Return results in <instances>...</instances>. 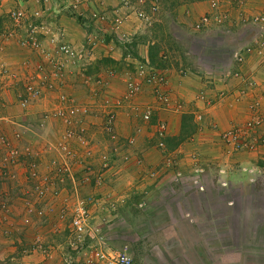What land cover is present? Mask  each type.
Masks as SVG:
<instances>
[{
	"label": "rangeland",
	"instance_id": "rangeland-1",
	"mask_svg": "<svg viewBox=\"0 0 264 264\" xmlns=\"http://www.w3.org/2000/svg\"><path fill=\"white\" fill-rule=\"evenodd\" d=\"M188 1L190 0H120L121 6L113 8L109 13L96 10L83 12L84 14L81 12L87 25L85 29L92 35L85 41L83 38L80 50L70 44L78 58L66 63L61 86L54 78L51 81L55 82L57 87L53 86L42 96L52 94V105L41 111L37 123L27 122L21 126L22 130L14 131L11 138L0 131L10 145L16 148L19 163L16 167L8 169H1L0 165V264H92L82 259V253L91 249L90 254L93 255L97 248L103 252L126 249L132 264H264V175L257 177L246 187L231 189L226 183L216 184L214 177H203L202 171L198 169L188 174L184 173L182 168L177 171L175 155L169 152L166 146L168 141L166 143L164 140L167 151L161 154L162 160L168 159L173 166L167 167L160 177L155 169L140 171L146 179L158 181L163 177L158 186L153 187V183L149 188L147 186L143 188L145 190L139 191L137 183L133 180L126 185L128 193L123 192V195L120 191L121 182L112 187L113 178L118 175L115 173L118 170L115 167L119 168L128 163L138 166L143 162V158L138 155L112 154L110 148L106 147L107 143L114 142L116 146H120L124 142L117 138L115 128L121 108L125 106L133 113L138 111L136 103L132 102L141 92L129 98L125 97L127 83L138 81V66L146 64L152 68V65L160 68L173 65L178 70L195 68L197 61L207 67L216 62L227 63V56L211 54L217 53L216 50L230 53L235 34L225 33L206 41L204 28L197 31L193 37L190 34V26L176 22L177 8ZM1 2L3 0H0ZM11 9L13 8L1 18L0 35H12L16 42L20 35L22 37L31 29L34 20L46 17V13L42 15L26 7L24 9L27 18L18 25L8 14ZM96 13H99L101 18L99 22L102 25L98 27L100 30H96L89 20L96 21ZM128 15L131 29L137 28L136 36L132 35V31L128 33L123 28L124 18ZM43 26H46V22L34 25L36 35L43 34L38 32L39 28L43 31ZM56 39L49 37L48 42L42 43L53 53L57 47ZM108 44L112 47L108 48L109 51L119 50L122 53L117 61L121 63L120 71L116 67V71L111 68L103 69L107 66V61H110L105 56H101L99 60L92 58L97 47L103 49ZM0 45L2 46V43ZM17 45L21 47L18 43ZM21 48L28 50L27 47ZM4 49L5 47L2 51ZM138 50L144 53L148 60L140 58ZM29 52L37 56L36 62L24 60L18 69H6L5 74L2 73L3 66L0 64V77L14 86L20 84L22 95L23 83L28 75L38 77L36 66L44 62L42 54ZM134 53L137 56H134ZM150 56L154 57L153 61H150ZM126 58H134L136 61L132 62ZM123 68L127 69L129 74L123 80V92L114 95L110 92V79L116 74L123 75ZM153 69L164 74L161 70ZM161 86L162 84L153 91L155 103L151 105L154 109L158 108L157 93H165ZM60 94L79 109L70 115L72 117L69 121H64L55 111ZM42 97L29 100L25 106L19 103V97H16V101L19 108L25 110L28 104ZM98 117L102 119L99 131L104 134V146H101V142L94 138L91 132L95 125L92 121ZM140 119L142 121L141 116ZM186 119L182 123L189 126L190 123ZM54 120L61 124L60 132L59 127L56 128L57 125H52ZM2 121L3 119H0V125ZM22 131L30 135L29 139H21ZM44 131L47 135L45 139L40 138ZM51 131H54L55 138L49 139ZM47 140L52 141L47 143ZM150 141L148 146L154 147L158 138L153 135ZM127 143L133 146L132 143ZM47 145L49 147L44 151ZM97 145L98 152L95 151ZM61 147H65V154L60 150ZM155 148L159 150L157 146ZM3 154L4 151H0V163ZM116 161L119 164H115ZM32 163L35 164L34 168ZM161 167L162 164L159 163L158 168ZM33 172L35 175H32ZM47 177L50 179L47 194L39 196L36 187H45ZM107 186H111L114 192L119 191L111 197L121 196L126 201L131 198L130 203L137 198V202L141 199L143 207L151 211L147 215L132 218L130 226L124 227L126 218L121 217V207L112 204L113 207L108 208L111 200L106 193ZM151 190L153 191L150 196H153L145 199L144 195L147 196ZM157 195L161 197H155ZM101 197H107V201L98 200ZM76 200L83 202L88 213L90 206H98L94 214L98 215V218L93 219L94 216L89 213V229L80 237L74 232L70 221V207ZM133 209L135 206L131 204L130 212L137 214ZM160 210L169 212L171 216L168 215V218L163 220L164 223L157 225L158 222H153L150 214ZM38 224L48 226L47 230L52 228L48 239H43L44 234L38 235ZM136 225L137 227H134ZM30 227L31 231L27 232ZM114 236H118L117 244L109 243ZM95 264L107 263L97 260Z\"/></svg>",
	"mask_w": 264,
	"mask_h": 264
},
{
	"label": "crops",
	"instance_id": "crops-1",
	"mask_svg": "<svg viewBox=\"0 0 264 264\" xmlns=\"http://www.w3.org/2000/svg\"><path fill=\"white\" fill-rule=\"evenodd\" d=\"M239 1L240 2H223L221 12L227 13V19L220 25L211 23L202 28H205L206 37L204 40L206 41L219 35H224L225 33L228 35L231 34V32L235 34L233 39L234 44L230 48V53L216 50L217 53L214 52L211 54L212 56H218L219 54L227 56V63L216 62V64L212 63L211 66L207 67L197 61L195 68H180L178 70L173 67V65H169L170 67L161 66L160 68L152 65L153 68L161 70L164 73L166 80L161 88L163 92L168 94L167 96H169L171 106H169L168 109L155 108L156 110L152 114L151 122H142L140 119L141 112L146 106H150L153 102L155 103L152 87L143 84L140 95L138 94L132 102V104L136 103L135 105L138 111L133 113L129 112L125 106L121 108V112L118 113L115 128L117 129V138L124 140V142L121 143L120 146H116V143L110 141L111 143H107L106 147L110 148L112 154L124 155L130 153L132 156L138 155L143 158L142 164L138 166L134 163H128V165L124 164L119 166V168L115 167V169H118L115 172L118 173V175L113 178L114 184L112 187H116L118 182H121L120 191L122 195L123 192L124 194L128 193V187H126V185L133 180L137 183L136 187L139 188V191L147 186L149 188V185L153 183V187H156L159 182L162 181L161 179L163 177L158 181L155 179H146L140 172L141 170L146 172L149 169H155L157 171V176L160 177L166 171V168L172 165L169 160L168 163L162 160L163 157L161 154L166 150V147L164 150H157L155 148L156 146H148L153 135L156 136L155 125L160 121L165 123V137L162 142L165 140L167 143L168 141L166 146L169 152L175 155L174 163L177 166V171L179 168H182L181 170L188 174L198 169L202 171L203 177H214L216 184L220 185V183H226L231 189L246 187L250 182L255 181L257 177L264 175V145H258L254 150L230 152L220 141V133L223 130L233 125L242 124L250 118L251 112L249 106L256 102L259 104L258 111L263 120V126L257 130V136H259L264 129V95H262V93H264V65L262 64L264 47H261L259 44L262 40L260 27L253 24L250 19L255 14H264V0ZM119 2L120 0H3V2L0 3V21L5 12L16 6L22 8L28 7L31 11H38L42 13V15L46 13L45 19L38 18L39 20H34L31 23L37 26L38 23L46 22V26H48H43V31L39 28L38 32H42L43 34L38 35L37 33V37L44 42H48L49 37H55L57 38L56 40L59 39L80 50L83 38L85 41L89 35H92L88 32V29H85L87 25L86 22L83 21V14L87 11L91 12L92 10L109 13L113 11V8L121 6ZM2 4H5V6ZM177 9L178 17L176 22H180V24L186 23V26H190V34H192L193 37L194 34L199 31L194 28L195 23L203 17V15H214L211 0H190ZM81 12L84 13L82 14ZM80 13L82 15H80ZM183 13L185 15H183ZM130 15L124 18L123 28L128 33L132 31L134 34H131L136 36L137 28L131 29V24L129 23ZM89 20L92 21L93 27H96V30H100L98 27L102 24L98 19L96 21ZM85 21H87V19ZM215 28L218 29L215 30ZM47 29L49 33H47ZM52 33L54 34L50 36ZM0 43H2V46L0 45V64L3 66L2 73L6 69H18L24 60L29 59L32 63L37 61V56L19 47L16 39L14 40L12 36L4 37L0 35ZM3 47H5L4 51H2ZM108 48H112L110 44H108V46L106 45L103 49L102 47H97L95 50L93 48L94 56L92 58L95 57V60H99L102 58L101 56H105L110 61H107V66L103 69L111 68L116 71L114 68L116 67L119 70V64L121 63L117 61L121 58L122 53L119 50L109 51ZM236 51L241 55V60L239 62L234 59ZM143 54L144 53L138 50L140 58L148 60V57ZM126 59L132 62L136 61L134 58L132 60L130 58ZM111 61H114V63ZM129 61L128 63H131ZM98 68L101 69V67ZM121 72L125 73H123V75L116 74L117 77L115 75L113 79H110V92H113L112 94L114 95L115 93L118 95L123 92V80L127 74H129L127 69L125 70L124 68ZM247 82H252L253 87H250ZM1 83L3 85H0V119H3V123L1 122L0 131L11 138L13 132L22 130L23 127L21 126L25 125L27 122L31 121L37 123L41 111L52 105L53 95L46 94L45 97H42L40 100L28 104L27 108L24 110L19 108L16 101V97L22 95L20 94V84L14 86L10 81L3 80V78L0 77V84ZM200 93L205 95L204 100L199 99ZM81 99H83V96H81ZM174 103L178 104L180 107L175 109ZM126 105L130 106L129 104ZM196 113L201 114V120L198 121L194 118ZM4 114L6 115L4 116ZM185 119L190 123L189 126L183 125L182 121ZM5 122H10L11 124L8 125ZM57 122L54 120L52 125H57L56 128L59 127L58 131L60 132L61 124H57ZM101 123L102 119L99 117L94 119L92 124L95 125L92 127L91 132H93V137L101 142V146H104L105 142H102L104 134L99 131V125ZM153 123H155L154 126ZM138 127L140 129L136 131ZM53 128H55V126ZM54 130L57 131V129ZM53 132L54 131H51L49 133V139L55 138ZM45 133L46 131L43 132L44 136L42 134L40 135V138L45 139L47 136ZM22 136V140H27L30 135H26V132L24 133V131H22ZM130 137L134 138L132 143L133 146H129L127 143ZM51 141L52 140H47V143H51ZM48 147L49 145H47L44 151H46ZM98 150L99 148L97 145L95 151L98 152ZM116 163L117 161L115 164ZM159 163L162 164L161 168H158ZM112 168H114V166ZM172 170L174 169L172 168ZM139 177L140 181H138ZM159 186L161 187L163 185ZM112 187L107 186L106 188V193L109 194L108 197L109 200H111L108 208L110 209L113 205L121 207V217L124 216V218H126L124 227L130 226L129 223L132 218L141 217L142 214L147 215V213L151 211V209L148 211L147 208L145 209V207H143L141 199V202L140 200L137 202V197L136 201L133 200L132 203H130L131 198H128L126 201L124 200L125 198L121 196L111 197L119 192H114ZM152 191L153 190H151L147 196L144 195L145 199L153 196H150ZM155 197L161 196L157 195ZM94 200L97 199L94 198ZM98 200L107 201V197L105 199L101 197ZM118 202L124 203L119 205L120 203L118 204ZM129 203L130 205H128ZM131 204L135 206V209H133V211L137 213L135 215L130 212ZM137 206L139 210L136 211ZM97 207L93 205L88 209L89 213L94 216L93 219L98 218V215H94ZM118 207L116 208L118 209ZM120 209H118V212H120ZM168 215L171 216L169 212L161 210L160 212L158 211L150 214V216L153 217V222H158L156 223L157 225L164 223L163 220L167 219ZM134 227H137V225ZM31 228L32 227L27 229V232H30ZM47 228L48 226H42L41 224L36 226V230L39 232L38 235L44 234V236L41 235L43 239H48V233L50 234V231H53L52 228L48 230ZM136 230L137 229H134V231ZM117 241L118 236H114L109 243L117 244Z\"/></svg>",
	"mask_w": 264,
	"mask_h": 264
},
{
	"label": "built area",
	"instance_id": "built-area-1",
	"mask_svg": "<svg viewBox=\"0 0 264 264\" xmlns=\"http://www.w3.org/2000/svg\"><path fill=\"white\" fill-rule=\"evenodd\" d=\"M226 1L240 2L239 0H211V6L214 10V15H203V17H201L195 23L194 28L200 30L211 23H214L215 25H220L221 23H223L227 19V13L221 12V6L222 3ZM8 14L10 18L18 25H21V23L24 22V19L27 18L25 17V9L22 7L13 8L8 12ZM95 16L96 19H101L99 17V13H96ZM250 19L253 24L260 27L262 40L259 44L261 45V47H264V14H255ZM30 27L31 29H29V31H27L22 37L21 35L19 36V40L17 43L21 47H27V49L33 53L42 54L44 56V62L36 66L35 71H37L39 76L36 77L33 75H28L27 80L23 83L24 94L19 96V103L22 106H25L29 100L42 97L44 95V92L50 90L51 88H53V86L57 87V84L55 82L52 83L51 81L54 78L58 80L59 85L60 82L63 83L62 74L67 66L66 63H68L69 60L75 61V58L77 57V53L74 48L70 44L59 39L56 43L57 47L52 53V50L44 47L42 43L43 41L40 40L35 34L34 25ZM234 59L238 62L241 60V55L239 54V52L236 51V53L234 54ZM262 64L264 65V56L262 58ZM5 71L6 70H4L3 72L4 74ZM136 74L138 77V81L127 83V93H125V97L127 98L140 93L143 89V84L150 85L152 87V91H154L155 88L163 84L165 80L164 74L155 71L152 67L146 64H140L138 66ZM247 83L250 87H253L252 82ZM262 95H264V93H262ZM59 96L60 97H58L57 107L55 108V111L58 115H60V117H62L64 121H69L72 117L70 115H73L79 109L62 94H60ZM156 98L158 100V109H168V107L171 106L170 99L165 93L158 92ZM204 98L205 95L203 93H200L199 99L204 100ZM174 105L175 109H178L180 107L176 103H174ZM81 109L83 111L85 110V108ZM155 110L156 109H154L151 105L146 106L141 112L142 121L144 123H148L151 120L152 114ZM249 110L251 112V116L249 119H247L242 124L233 125L220 133L221 143L230 152L254 150L258 145H264V129L262 130V133L257 136V130L263 126V120L258 111L259 104L256 102L250 105ZM68 116L70 117L68 118ZM194 118L199 121L201 120L202 116L200 113H196L194 115ZM155 127L156 137L158 138L156 146L158 147V149L164 150L165 146L162 142V139L165 137V123L160 121L155 125ZM139 129L140 128L138 127L136 131H139ZM65 135L69 136V134ZM133 141L134 138L131 137V139H129V142L133 143ZM2 150L5 154H3L0 163L2 167L1 169H8V167H16L17 165H19V163L17 162L18 158L16 148L10 145L8 139L0 133V151ZM60 150L65 154V147H61ZM167 160L166 162L168 163ZM34 167L35 164L32 163V168ZM32 175H35V173L33 172ZM44 180H46V178H44ZM49 182L50 179L47 177L45 187H36V191L39 196L47 194ZM52 190L54 189L52 188ZM70 210L71 226L74 229L76 235L80 237L84 235V233H87V230L89 229L87 221L89 218V213L87 212L86 207L83 205V202H79L78 200L71 204ZM91 252L92 251L90 249L88 252L85 250L82 253V259L86 263L95 264L97 260H101L107 264H132L131 258L128 255L126 249L118 252L113 250H110L109 252L105 250V252H103L101 249L97 248V251L93 252V255L90 254Z\"/></svg>",
	"mask_w": 264,
	"mask_h": 264
},
{
	"label": "trees",
	"instance_id": "trees-1",
	"mask_svg": "<svg viewBox=\"0 0 264 264\" xmlns=\"http://www.w3.org/2000/svg\"><path fill=\"white\" fill-rule=\"evenodd\" d=\"M134 56H137V55L134 53ZM152 59H154V57L150 56V61H153Z\"/></svg>",
	"mask_w": 264,
	"mask_h": 264
}]
</instances>
